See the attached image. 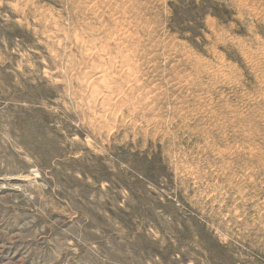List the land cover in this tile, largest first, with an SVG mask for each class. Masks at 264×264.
<instances>
[{"label":"rangeland","instance_id":"obj_1","mask_svg":"<svg viewBox=\"0 0 264 264\" xmlns=\"http://www.w3.org/2000/svg\"><path fill=\"white\" fill-rule=\"evenodd\" d=\"M0 264H264V0H0Z\"/></svg>","mask_w":264,"mask_h":264},{"label":"bare ground","instance_id":"obj_2","mask_svg":"<svg viewBox=\"0 0 264 264\" xmlns=\"http://www.w3.org/2000/svg\"><path fill=\"white\" fill-rule=\"evenodd\" d=\"M94 49V48H93ZM95 51V50H94ZM99 51V50H98ZM93 52V51H92Z\"/></svg>","mask_w":264,"mask_h":264}]
</instances>
